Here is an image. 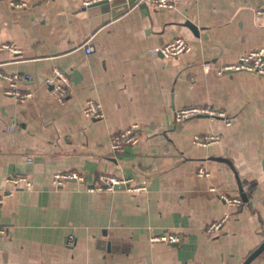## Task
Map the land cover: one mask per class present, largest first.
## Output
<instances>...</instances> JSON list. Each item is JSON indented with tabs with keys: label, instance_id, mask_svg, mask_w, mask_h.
Here are the masks:
<instances>
[{
	"label": "crops",
	"instance_id": "0c3cea01",
	"mask_svg": "<svg viewBox=\"0 0 264 264\" xmlns=\"http://www.w3.org/2000/svg\"><path fill=\"white\" fill-rule=\"evenodd\" d=\"M11 1L24 0H0V44L20 53L0 50V71L25 77L19 87L33 94L16 102L0 79V193L13 188L11 175L30 187L0 203V264H241L264 240V75H219L202 63L229 65L264 47V17L255 15L264 0H179L173 8L26 0L21 9ZM175 37L190 50L150 53ZM54 67L71 83L63 104L45 85ZM87 99L100 103L101 118L83 117ZM189 106L224 116L176 121ZM131 125L138 143L112 153L109 136ZM197 135L219 140L200 146ZM69 171L85 182L54 186V173ZM100 174L146 190L86 191ZM223 195L241 204L229 207ZM224 214L209 236L206 225ZM165 231L180 243L150 241ZM249 264H264V252Z\"/></svg>",
	"mask_w": 264,
	"mask_h": 264
},
{
	"label": "built area",
	"instance_id": "2783aa9c",
	"mask_svg": "<svg viewBox=\"0 0 264 264\" xmlns=\"http://www.w3.org/2000/svg\"><path fill=\"white\" fill-rule=\"evenodd\" d=\"M44 2H49L51 0H41ZM114 0H81V6L87 8L95 3L106 2L110 3ZM148 3L153 4L156 8H173L174 4L179 0H145ZM27 1L14 2L11 1L9 6L14 9H21L27 6ZM257 17H264V4L257 7L255 11ZM0 50H7L12 54H19V49L11 43H1ZM190 50V46L185 39L175 37L167 41L160 47L150 49V53L153 55L160 54L164 58H168L177 54L186 53ZM86 53L92 51L91 45L87 44L84 47ZM202 69L205 71L215 70L217 74L223 72H238L244 71L249 73H255L258 75H264V47H259L241 54L237 61L229 65H224L215 68L211 61H203ZM25 78V77H24ZM18 73H5L0 71V79L5 82L4 94L11 97L16 102H25L32 98V92L29 90H22L19 87V83L24 79ZM45 85L49 89V93L52 97L59 103L63 104L71 92V83L67 75L63 70L58 67H54L51 70V75L45 80ZM81 113L83 117L87 119H99L103 116L101 105L94 99H87L82 107ZM197 115H207V116H224L223 112L206 106H189L178 109L175 112V120L183 121ZM13 125L7 126V130H12ZM140 139V133L137 131L136 125H131L124 129L119 130L116 133H112L109 136V146L112 153L122 152L126 147L135 146ZM218 135L210 136H194L193 143L200 146H206L215 142H218ZM26 158V157H25ZM31 161V158H27ZM204 171L202 169L198 170L199 175H203ZM74 180L76 182L84 183L85 179L83 176L75 171H69L65 173H54L52 182L54 186L60 187L65 181ZM8 184L13 188L0 193V203L6 197H9L14 189L23 184L24 187H30V182L24 175H11L6 179ZM128 179H121L115 176L100 174L98 176L97 184H86L85 190L89 192L93 191H114L116 189H123L129 193H138L140 191H145L146 187L144 184L130 185ZM226 205L229 207H236L241 204L238 197H229L226 195L222 196ZM229 215L224 214L220 218L211 221L206 225L204 231L209 236L218 235L222 229L223 224L227 220ZM0 233H3L0 229ZM150 241H160L167 243L169 245H178L181 241V237L178 234L170 232H162L158 235H153L150 237Z\"/></svg>",
	"mask_w": 264,
	"mask_h": 264
},
{
	"label": "water",
	"instance_id": "95a60500",
	"mask_svg": "<svg viewBox=\"0 0 264 264\" xmlns=\"http://www.w3.org/2000/svg\"><path fill=\"white\" fill-rule=\"evenodd\" d=\"M106 2H99V3H95V5H99V4H103ZM190 28L192 30H194L192 25H189ZM238 186H239V191L241 193V198L245 201V195L243 194L240 184L238 182ZM264 251V240L258 245V247H256L245 259L241 264H249L255 257H257L260 253H262Z\"/></svg>",
	"mask_w": 264,
	"mask_h": 264
},
{
	"label": "trees",
	"instance_id": "16d2710c",
	"mask_svg": "<svg viewBox=\"0 0 264 264\" xmlns=\"http://www.w3.org/2000/svg\"><path fill=\"white\" fill-rule=\"evenodd\" d=\"M263 252H264V251H263ZM263 252H262V253H263Z\"/></svg>",
	"mask_w": 264,
	"mask_h": 264
}]
</instances>
